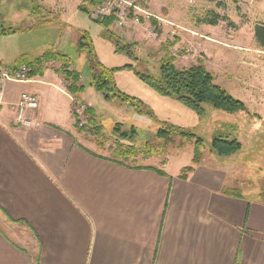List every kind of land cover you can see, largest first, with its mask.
Segmentation results:
<instances>
[{
  "label": "crops",
  "instance_id": "1",
  "mask_svg": "<svg viewBox=\"0 0 264 264\" xmlns=\"http://www.w3.org/2000/svg\"><path fill=\"white\" fill-rule=\"evenodd\" d=\"M41 65L5 93L35 94L40 125L0 112V264H264V198L223 193L239 189L233 165L209 154L180 178L170 155L129 164L97 150L74 125L59 62Z\"/></svg>",
  "mask_w": 264,
  "mask_h": 264
},
{
  "label": "rangeland",
  "instance_id": "2",
  "mask_svg": "<svg viewBox=\"0 0 264 264\" xmlns=\"http://www.w3.org/2000/svg\"><path fill=\"white\" fill-rule=\"evenodd\" d=\"M82 1L3 0L0 4V26L2 29L16 28L17 31L0 35V59L9 63L20 56L32 58L48 49L67 55L87 85L86 92L83 91L85 94L82 93L84 99L89 100L77 99L72 94V105L76 101L83 102L94 110L96 119L95 125L88 123L84 109L81 125L78 116L71 113L74 125L81 137L90 139L97 150H101L99 145L104 146L107 150L102 149L103 152L110 156L115 157L114 142L131 143L124 139L120 141L117 133L122 132L124 127L114 130L116 122L121 123L120 126H135L134 147L140 162L139 155H144L150 148L162 158L172 156L177 164H191L193 140H184L179 135L172 136L168 143L162 137L157 139L155 132L161 127H180L201 137L202 156L212 154L213 136L227 135L238 139L242 145L239 151L215 157L221 163L233 165L235 172L239 171L237 181H241L237 190L243 196L254 197L257 192L264 198V51L253 39L254 25L264 23V0H145L152 13L173 26L162 24L155 38L149 37L142 25L111 27L125 40L135 41L137 55L148 61L153 69L158 66L160 45L176 37L178 40L170 51L177 68L202 61L214 75L215 82L246 106L245 110L234 113L205 106L203 114L174 97L161 95L128 69L116 71L115 81L121 92L143 102L142 113L115 97L105 99L101 92L89 86L87 55L77 46L83 31L89 33L97 57L106 67L132 64L141 74L146 68L132 56L115 52V41L103 33L104 27L78 9ZM212 15L216 24L199 22L207 17L212 19ZM44 19L53 21L44 23ZM171 27L174 33L170 32ZM16 101L6 103L4 95L5 103L1 110L6 105L12 113L11 119L14 114L11 105ZM147 109H150L149 113ZM131 158L117 159L129 164L139 163Z\"/></svg>",
  "mask_w": 264,
  "mask_h": 264
},
{
  "label": "trees",
  "instance_id": "3",
  "mask_svg": "<svg viewBox=\"0 0 264 264\" xmlns=\"http://www.w3.org/2000/svg\"><path fill=\"white\" fill-rule=\"evenodd\" d=\"M98 1L99 0H83L79 3L78 9L89 15L90 6L95 5ZM50 21H53V19H44L42 22L46 23ZM94 22L101 24L104 27L103 33L106 36H110V38L115 41V52H123L128 56H132L134 59H137L139 65L146 68L145 71L142 70L143 74H141V71H138L132 64H125L123 66L111 68L106 67L99 61L89 33L83 31L77 40V46L87 55L90 69L88 85L96 91L101 92L105 99L115 97L128 106L135 107L137 112H144L143 102L139 98L121 92L117 87L115 72L121 69H128L133 71L140 79L161 95L174 97L180 100L183 104L201 112L202 114L204 113L205 106L222 110L227 113H234L246 109L242 100L232 96L223 86L215 82L214 75L207 70L202 61L184 68H177L174 65L175 57L172 55L170 48L176 44L178 40L176 37L172 40H166L160 45L159 51L161 55L157 59L158 66L156 69H153L148 61L146 62L143 59H140L137 55L136 49L138 46L135 41H127L111 30V27H113L111 17H106L101 21L94 20ZM153 22L155 21L153 20ZM199 22H204L210 25L216 24L213 15L212 19L211 17H207ZM253 30V39L255 43L264 51V23H256ZM16 31V28L8 27L7 29H2L0 26V35L12 34L16 33ZM55 60L59 62L57 72L60 73L65 80L67 90L78 99L79 94L86 89L87 85L83 83L81 73L73 67L72 62L67 55L48 49L33 59L26 58L25 56L18 57V65L16 67L20 64H26L31 69L28 74L31 76L33 74L42 73L44 65L41 64ZM147 111L149 113L150 109H147ZM85 114L88 117V123L95 125L96 119L94 110L91 107H86ZM120 125L121 123L116 122L113 127L114 130L124 127L122 132L117 133L120 137V141L124 139L131 143L114 142V156L124 159L132 157L131 159L135 160L137 149L134 147V139L137 130L134 125H129L127 127ZM94 132L97 133L96 131ZM174 135H179L184 140H193L194 142L191 159L192 162L190 165L184 166L179 174L180 178H187L188 174L196 165L200 164L202 160L200 147L203 146V140L201 137L195 136L194 133L184 131L180 127H161L155 132V138L159 139L162 137L167 143ZM241 146V142L236 138H230L227 135H216L213 136L211 140L210 150L215 156L224 157L239 151ZM149 149L143 153V156H151L155 154L153 150L150 151ZM223 193L235 197L240 196L239 190L234 188L225 187L223 188ZM235 264H237V261Z\"/></svg>",
  "mask_w": 264,
  "mask_h": 264
},
{
  "label": "built area",
  "instance_id": "4",
  "mask_svg": "<svg viewBox=\"0 0 264 264\" xmlns=\"http://www.w3.org/2000/svg\"><path fill=\"white\" fill-rule=\"evenodd\" d=\"M2 1L0 0V4ZM89 16L96 21L111 17L113 27L118 28L142 25L148 36L152 38L159 35L162 24L167 23L169 26H173L170 22L163 20L162 17L152 13L145 0H99L98 3L90 6ZM170 32H175L172 27ZM30 70L26 64L11 68L0 62V111L5 103L4 95L8 81H25ZM38 107L39 99L35 94L21 92L19 99L11 105V109L14 111L12 122L25 129L38 127L40 125L36 115ZM86 107L80 101H76L71 107V113H75L74 115L80 119L79 125L82 124L81 116H83Z\"/></svg>",
  "mask_w": 264,
  "mask_h": 264
}]
</instances>
